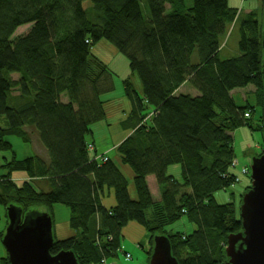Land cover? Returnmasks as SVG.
<instances>
[{
  "label": "trees",
  "instance_id": "16d2710c",
  "mask_svg": "<svg viewBox=\"0 0 264 264\" xmlns=\"http://www.w3.org/2000/svg\"><path fill=\"white\" fill-rule=\"evenodd\" d=\"M145 2L148 15L141 0H0V116L10 123L0 152L11 154L0 175V207L23 218L46 211L52 219L55 205L69 209L71 235L56 239L51 254L72 251L79 264L117 257L131 223L149 234V248L140 246L149 264L160 236L179 264H226L229 239L244 231L242 198L252 179L239 209L219 204L216 194L246 176L235 170L234 132L263 135L264 5L261 16L243 15L230 0ZM238 23L239 47L224 59L220 48ZM104 40L130 63L123 83L132 111L112 154L88 142L91 126L108 118L101 96L115 89L99 53ZM135 74L141 93L130 80ZM251 86L254 100L239 105L232 92ZM14 101L25 105L15 109ZM9 136L24 143L37 136L46 160L37 153L19 159ZM174 165L179 180L168 173ZM184 218L192 233L170 230ZM0 264H11L8 254Z\"/></svg>",
  "mask_w": 264,
  "mask_h": 264
},
{
  "label": "rangeland",
  "instance_id": "374dc122",
  "mask_svg": "<svg viewBox=\"0 0 264 264\" xmlns=\"http://www.w3.org/2000/svg\"><path fill=\"white\" fill-rule=\"evenodd\" d=\"M189 5H192V0H188ZM230 4L232 7H236L237 9L240 10L241 13H244L249 10V12L253 10H258L260 15L262 16L263 11V5H264V0H230ZM87 6H92L90 2H86ZM141 6H142V11L145 15H148V7L146 5L145 0H141ZM240 23H238V26L233 25L232 30L230 28L231 33L228 34V36H231V39L229 43L227 44V48L224 51V53L221 55L222 57H227V54L231 51L232 54L235 53L236 48L239 47V39H240V28H239ZM23 32V31H22ZM104 49H100L99 53L101 57L104 59L105 62H103L105 65H107L112 72V79L114 83V91L104 94L101 96L102 101L105 103V110L107 113H109V116L106 121H101L93 126H91V129L93 132H97L96 136L97 138H101L103 134L105 133V130L109 129L108 124H118L125 120V114L130 113L132 111V108L129 104V99L126 97L125 93V86L123 81L125 80L127 74H128V68L130 69V63L127 58V56L120 54L118 50H116L112 45L107 46L103 45ZM96 54H94L93 57ZM230 55V54H229ZM133 84H135L141 93V81L138 77L137 74L132 76V79H130ZM252 89V88H250ZM256 90V89H254ZM251 94L249 95L248 91H239L234 93V97L237 101V103L241 106H243V102L240 99H243L244 102L246 99H250L251 101L254 100L255 96V91H250ZM108 115V114H107ZM246 128V127H244ZM243 128V129H244ZM241 129V128H240ZM246 130V129H245ZM247 137H244V143L249 142L250 145H245L242 144V151L241 152L239 149L236 150L235 153H237V158H238V165L237 169L238 171L242 174V169L244 167L248 168V170H251L252 163L256 158H260L263 153V135L260 134L259 132H252L247 128ZM246 134V133H244ZM234 137L239 141L240 135H238V130L234 132ZM88 138H91V135H88ZM32 143H24L20 138L14 137V136H9L7 137V141L13 144L14 150L17 154V157L19 159H27L36 156L37 154H40L39 156L43 158L45 161L47 157L46 154L44 153L43 150H41L42 144L40 143L39 139L37 136H33L32 138ZM108 142L111 143V138H108ZM36 141V143L34 142ZM102 143L105 145L106 139L102 140ZM240 143V142H239ZM258 147H260L259 150ZM262 149V150H261ZM246 150V151H244ZM261 150V151H260ZM44 153V154H41ZM0 154H3L5 156L11 155L9 152H0ZM259 156V157H258ZM10 158V157H7ZM180 169L181 167L178 166ZM235 169V170H237ZM128 173L132 172L129 171L128 168L126 169ZM174 170V169H172ZM0 175H2V172L0 170ZM15 177V175H13ZM241 178V177H240ZM252 175H246L241 178V182L234 184L231 188H229L227 191H221L216 194V200L219 204H225L229 202H235L238 209L240 208V201H241V195L243 196L246 188L250 184ZM150 184L153 189L154 197L156 198V194L158 198L160 199L159 195V185L156 183L154 179H150ZM246 195V194H245ZM244 195V196H245ZM243 196V198H244ZM242 198V199H243ZM243 204V201H242ZM56 207H60L57 210V215H60V217L63 216V214L66 215L68 218L69 215V209L65 208L64 206L61 205H55ZM242 206V205H241ZM10 208V207H8ZM7 208V210H8ZM7 210L2 206L0 207V233H5L7 232V228L9 226L8 218L6 216ZM43 211L37 212V214L34 215H39V213H42ZM63 218L59 220L60 226L63 223ZM187 218H184L181 222L176 224V226L172 227L170 230L173 232H176L178 230H187L188 233L193 232V226H188ZM132 224V223H131ZM127 230L128 227H126L123 230V238H122V243L125 240V237H127ZM169 230V231H170ZM136 232V230H135ZM58 236L61 238V240L68 238L71 235L70 228L67 226L60 227V229L57 230ZM135 239V238H134ZM136 241V240H135ZM126 244L128 245V248L130 250H133V252L125 250L123 247L121 251L118 253L117 257H112L108 258L107 263L108 264H149L147 262V255L146 252L143 250L142 247L144 246L145 248H149V234L148 233H143L141 237H137V245H132L131 242L126 241ZM127 248V249H128ZM126 253H129L132 258L127 259ZM7 256V252L5 247L2 244V241L0 240V261L1 259L5 258Z\"/></svg>",
  "mask_w": 264,
  "mask_h": 264
},
{
  "label": "water",
  "instance_id": "95a60500",
  "mask_svg": "<svg viewBox=\"0 0 264 264\" xmlns=\"http://www.w3.org/2000/svg\"><path fill=\"white\" fill-rule=\"evenodd\" d=\"M251 175L252 189L244 196L241 206L244 231L229 239L226 264H264V152L252 163ZM28 216L23 218L12 207L7 210L9 226L2 244L11 264H79L72 251L51 254L57 237L54 219L49 214ZM154 244L150 264H179L172 255L169 238L156 237Z\"/></svg>",
  "mask_w": 264,
  "mask_h": 264
},
{
  "label": "crops",
  "instance_id": "0c3cea01",
  "mask_svg": "<svg viewBox=\"0 0 264 264\" xmlns=\"http://www.w3.org/2000/svg\"><path fill=\"white\" fill-rule=\"evenodd\" d=\"M247 13L249 12V10L248 11H246ZM231 55H233L232 53L230 54V56ZM128 75V74H127ZM242 102H243V104L247 101V100H250V99H246L245 100V102H244V100L243 99H240ZM251 101V100H250ZM252 102V101H251ZM253 104V103H252ZM131 106V104L129 103L128 104V106ZM109 116V113H108V115H107V117ZM127 116V113L125 114V117ZM121 123L122 122H120V123H118V124H111L112 126H108L109 127V129H107V130H105V133L103 134V136H101V138L99 139V138H97V136H96V133L97 132H93L92 131V133L90 134L91 135V138L89 139L88 138V142H93L94 144H95V146H96V149H98L99 151H100V153H104V154H112L113 152H114V150H115V148L117 147V145L118 144H120L124 139H125V137L127 136V133H125V132H123V130H122V128H121ZM247 130V128H241V129H238V135H240V137H239V141H238V138H237V149H239L241 152H243L242 150V144H245V145H250V143L249 142H246V143H244V135H245V137H247V132H246V130ZM244 133H246V134H244ZM108 138H111V143H109L108 141ZM103 139H106V143H105V145L102 143V140ZM240 142V143H239ZM260 149V147H258V149L257 150H259ZM262 150V149H261ZM260 150V151H261ZM244 151H246V150H244ZM7 157H10V155H7V156H5V155H3V154H0V170H1V172H2V174H4L5 173V170H3V168H2V166H3V161H4V159L5 158H7ZM238 159V158H237ZM123 168V171L125 172V174L128 176V178L130 179V180H132L133 179V176H134V173H133V171L129 168V167H127V166H123L122 167ZM128 168V170L129 171H132V172H130V173H128L127 172V169ZM176 167H174L173 169H175ZM171 173L173 174V172H172V169H171ZM174 174L175 175H179V170H174ZM173 174V175H174ZM13 175H15V179H17V180H19V179H26L25 177H24V174H13ZM12 175V177H14ZM24 177V178H23ZM177 177V176H176ZM29 178H27L26 180H28ZM16 180V181H17ZM60 207H54V211H55V215H53V217H54V227H55V236L57 237V239L58 240H61V238L58 236V233H57V230L58 229H60V227H63V226H67V227H69V221H68V218L66 217V215L65 214H63V216L62 217H60V215H57V210L59 209ZM64 219L63 220V223H62V225L60 226V223H59V220L60 219ZM135 230H136V232H135ZM143 233H146L145 232V230L143 229V227L142 226H140V225H137V224H135V223H132V224H130L129 226H128V230H127V237H125V240H124V245H123V248L125 249V250H128V251H131V252H133L134 251V249L133 250H130L129 248H128V245L126 244V241H129V242H131L132 243V245H137V237H141V235H143ZM135 238V239H134ZM136 240V241H135ZM128 248V249H127ZM144 251L146 250V249H143ZM146 252V251H145ZM147 259V262H148V257L146 258Z\"/></svg>",
  "mask_w": 264,
  "mask_h": 264
},
{
  "label": "bare ground",
  "instance_id": "6f19581e",
  "mask_svg": "<svg viewBox=\"0 0 264 264\" xmlns=\"http://www.w3.org/2000/svg\"><path fill=\"white\" fill-rule=\"evenodd\" d=\"M167 8H170V6H167ZM230 39H231V36H227L225 38V40L223 41V45L220 48V55H222L224 53V51L226 50L227 44L229 43ZM100 43L103 45H107V46L112 45L116 50H118L119 52L121 51V49H117L112 43L108 42V40L101 41ZM227 57H230L229 53L227 54ZM222 58L225 59V57H222ZM13 78H16V76H13ZM250 88H252V89H250ZM250 88L248 89V93H251L250 91H256V90H254V89H256L254 86H251ZM179 92L186 93V92H189V90H186L185 87H183L182 89H179ZM236 92H239V91L236 90V91L232 92L233 96H234V93H236ZM11 105L15 109H19L20 107H22L21 105H25V104L22 101H14ZM9 126H10V123L8 121L7 116L1 115L0 116V138L6 137L9 135ZM178 166H180V165H174V166L169 167V169H168L169 175L174 177L177 180L181 179V175H182V170ZM174 167H176L174 170H176V169L179 170V175H175L174 170H172L174 175L171 173V169H173ZM50 188L51 187L46 183L42 184V186H41V189L45 194L50 191ZM42 213L48 214V212H46V211H43ZM105 259H106V257H103V260H105Z\"/></svg>",
  "mask_w": 264,
  "mask_h": 264
},
{
  "label": "built area",
  "instance_id": "2783aa9c",
  "mask_svg": "<svg viewBox=\"0 0 264 264\" xmlns=\"http://www.w3.org/2000/svg\"><path fill=\"white\" fill-rule=\"evenodd\" d=\"M245 116H246V117H249V114H246ZM237 165H238V163L236 162V164H235V169L237 168ZM242 173L245 174V175H249V174H250V170H248V168L244 167V168L242 169ZM127 257L130 258L131 255L128 254Z\"/></svg>",
  "mask_w": 264,
  "mask_h": 264
},
{
  "label": "clouds",
  "instance_id": "9594fccd",
  "mask_svg": "<svg viewBox=\"0 0 264 264\" xmlns=\"http://www.w3.org/2000/svg\"><path fill=\"white\" fill-rule=\"evenodd\" d=\"M246 114H249V113L246 112ZM246 114H245V115H246ZM245 117H246V116H245ZM246 118H249V117H246ZM263 145H264V144H263ZM262 147H263V146H262ZM262 152H264V147H263V151H262ZM251 179H252V178H251ZM6 216H7V214H6ZM7 218H8V217H7ZM8 222H9V220H8ZM128 254H129V253H126V257H127ZM131 258H132V256H131L130 258L127 257V259H131Z\"/></svg>",
  "mask_w": 264,
  "mask_h": 264
}]
</instances>
